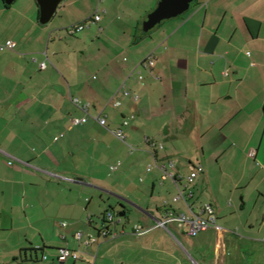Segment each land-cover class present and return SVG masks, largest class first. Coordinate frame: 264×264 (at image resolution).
<instances>
[{
	"label": "crops",
	"instance_id": "1",
	"mask_svg": "<svg viewBox=\"0 0 264 264\" xmlns=\"http://www.w3.org/2000/svg\"><path fill=\"white\" fill-rule=\"evenodd\" d=\"M160 1L107 0L94 22L97 0H64L42 25L35 0H0V44L16 43L0 51V264H264V0H194L145 33ZM72 99L90 104L87 122ZM114 156L110 174L128 164L129 182L108 188L97 169ZM171 161L172 177L148 171ZM192 166V197L174 202ZM91 188L116 200L117 237L100 235L109 210L89 214ZM187 204L211 206L222 231L156 227ZM61 248L81 258L61 262Z\"/></svg>",
	"mask_w": 264,
	"mask_h": 264
},
{
	"label": "built area",
	"instance_id": "2",
	"mask_svg": "<svg viewBox=\"0 0 264 264\" xmlns=\"http://www.w3.org/2000/svg\"><path fill=\"white\" fill-rule=\"evenodd\" d=\"M105 1H107V0H97V2H98L97 12L95 13V15L92 18H90V20H92L94 22H99L101 20V15H102V13H105V10L103 8H101L100 5ZM86 27H87V23H79L77 25H72L69 28V32L72 34L77 33V32H81ZM15 48H16V43L12 40H8L4 44L0 45V51L14 50ZM31 61L33 63H37L41 70L45 69L47 66L46 62L39 63L36 57H32ZM143 64L146 67L154 66L155 63L153 60V56L152 55L149 56L143 62ZM124 95L128 96L129 92L124 90ZM72 101L77 107H79L85 113L84 118L80 119V120H76L75 124L79 125V124H83V123L87 122L88 119L91 117V115L89 113L90 104L89 103H82L78 99H72ZM114 106L115 107L121 106V102L116 101L114 103ZM94 119L102 127H107V119L105 116L99 115V116L95 117ZM128 124H129L128 121L123 122L124 126H127ZM115 135L121 141H123V142L126 141V137L123 134L121 129L115 131ZM147 142L150 143L149 140H147ZM151 144H152V146L156 147V145L154 143H151ZM173 165L174 164L172 161L170 163L162 164V165H158V164L154 163L153 165L148 167V171H151L153 167H156V168L161 170V172L163 173L164 179H166L169 176L170 177L173 176L169 170L171 167H173ZM119 167H120V163H117L116 165L111 167V171L116 172L119 169ZM190 169H191V172H190L189 176L186 178L185 190H183V189L179 190V193L177 194V196H175L173 198L174 202H178L180 200L186 201L188 199L187 197H190V198L192 197V193L190 191V188L194 184L197 176L203 172V169L200 166H192ZM187 191H188V193H187ZM204 213H207L208 217H203ZM117 220L118 219L115 220V217L112 213H108L106 215L105 221H104L106 226L100 231V235L104 239H112V238L117 237V233L110 232L109 229L107 228L109 225H115L117 223ZM173 222H178V223L184 224V226L187 230V234L189 236H192V237H195L199 233L205 232L209 229H215L217 231H222V227H220L217 224V219L214 216L213 209L209 205H206L201 210L200 213H196L189 204H187V212L186 213L184 212V213L176 214V213L168 210L166 212L165 218L163 220L157 221L156 227L167 228V225L169 223H173ZM150 231H151L150 229H146V228L139 226V225L135 226L134 230H133L134 234L137 236L146 235ZM75 238L80 244H84L86 246H89L90 244H93V243H97V241H98L97 238L92 236V235L89 236L87 240L83 241L81 233H77ZM80 258H81V256H80L78 251L70 250L68 248H61L58 250V260L61 262L67 261L69 259L77 261Z\"/></svg>",
	"mask_w": 264,
	"mask_h": 264
},
{
	"label": "water",
	"instance_id": "3",
	"mask_svg": "<svg viewBox=\"0 0 264 264\" xmlns=\"http://www.w3.org/2000/svg\"><path fill=\"white\" fill-rule=\"evenodd\" d=\"M7 5L13 4L16 0H5ZM39 5L40 23L46 25L56 15L59 6L64 0H36ZM194 0H161L158 8L148 16L144 23L143 30L149 32L164 20L176 18L186 13Z\"/></svg>",
	"mask_w": 264,
	"mask_h": 264
},
{
	"label": "rangeland",
	"instance_id": "4",
	"mask_svg": "<svg viewBox=\"0 0 264 264\" xmlns=\"http://www.w3.org/2000/svg\"><path fill=\"white\" fill-rule=\"evenodd\" d=\"M2 44H4V43H2ZM109 144L113 148H114V146H117V143H114V142H110ZM93 159H94V157L91 156V160H92L91 166H92V168H93V164L96 162V161H93ZM118 159H120V157H116V156L112 157L111 159L110 158H105V160H106L105 168L102 167V164H101L102 162H101L100 163L101 165H99V166H101V169L100 170L97 169L98 172L99 171L101 172L100 173L101 177L106 180L105 182L107 183L108 188L114 182H122L123 183L125 181H128V180H125L126 175L124 174L125 173V167L128 164H126V166H124V167H121L119 172H117L115 174H112V173L110 174L109 167H111L112 165H115L118 162ZM121 160H125V158L122 156ZM101 161H102V158H101ZM128 162H130V160H128ZM11 164H13L12 161H11ZM96 166H98L97 163H96ZM103 172H104V175H103ZM126 174H129V172L126 173ZM133 180L134 179L132 178V183H129V184L132 185V187L134 189L136 184L138 183V181L137 180L133 181ZM141 190L145 192V189H141ZM85 198L93 200V206H92V209L89 212V214L95 213V215H96L95 218H94L95 221L96 220L98 221L101 218L102 214L105 213V210H109V212L112 213L114 215V217L118 218V216H119L118 215L119 214V206H118L116 200L112 196L106 195L105 196V203H103V202L100 201V198H99V195H98V191L94 192V190L91 188L89 194L85 195Z\"/></svg>",
	"mask_w": 264,
	"mask_h": 264
},
{
	"label": "trees",
	"instance_id": "5",
	"mask_svg": "<svg viewBox=\"0 0 264 264\" xmlns=\"http://www.w3.org/2000/svg\"><path fill=\"white\" fill-rule=\"evenodd\" d=\"M35 2H36V4H37V7H38V9H39V5H38V3H37V1H36V0H35ZM108 213H110V212H108ZM108 213H106L104 217H106V215H107ZM104 220H105V219H104Z\"/></svg>",
	"mask_w": 264,
	"mask_h": 264
}]
</instances>
